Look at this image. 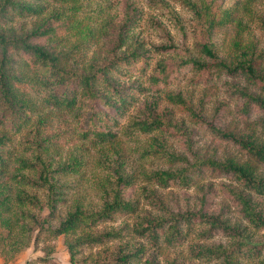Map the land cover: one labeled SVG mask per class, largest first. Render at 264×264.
I'll return each mask as SVG.
<instances>
[{"label":"trees","instance_id":"16d2710c","mask_svg":"<svg viewBox=\"0 0 264 264\" xmlns=\"http://www.w3.org/2000/svg\"><path fill=\"white\" fill-rule=\"evenodd\" d=\"M82 1L0 0V223L7 231L5 240L11 234L16 237L7 240L11 245L20 242V234H26L31 223L38 222L32 212L34 208L41 209L43 205L52 213L56 203L63 202L56 197L61 185L55 178L59 174L66 175L68 170H75L78 165L74 160L61 162V165L58 163L59 166L51 162L46 154L49 141L44 129L48 119L62 116L72 119L75 133L60 137L66 138L67 143L78 140L91 147L115 146L125 119L143 92L151 87L154 89L149 90L162 88L172 76L177 77L182 68H189L195 74V81L199 82L207 83L222 75L243 80L245 85L229 83V88L240 98L239 110L245 117L251 109H257L260 114L257 123L264 128V69L253 59L256 49L254 42L235 40L233 50L237 54L228 62L210 46L207 38H198L196 46L201 56L199 58L185 47H176L167 37L168 44L157 47V50H176L182 59L160 60L157 69L148 77L150 86L142 88L122 80L131 76L143 77L151 67V58L144 48L135 46L128 52H122L125 34L121 28L127 26L128 21H123L118 29L103 35L105 53L101 59L91 58L86 65L79 67L72 55L67 53L63 38L56 35L57 25L54 24L64 17L53 10L44 14L49 4L73 3L74 16L81 8L79 3ZM182 1L196 16L200 29L206 32L231 23L240 10L236 6L224 8L222 0H200L199 5L193 0ZM161 5L173 17L167 4ZM26 16L38 18L29 32L16 35L4 30L16 17ZM73 22L75 27L80 26L77 21ZM88 28L89 34H95L97 29ZM65 30L68 31V26ZM80 31H85L84 27H80ZM165 97L181 106L190 116L206 122L215 134L238 145L249 157L264 164L263 142L252 135L238 136L217 127L214 119L207 122L180 92L167 93ZM140 113L141 116L136 115L130 125L139 132L153 133L147 151L152 149L151 153L157 156L162 153L174 162L166 169L140 171L143 180L168 188L170 185H193L204 172L233 178L241 188L228 186L226 192L242 218L254 228L264 226V209L254 199V195L264 196V176H259L248 163L199 156L192 151L187 136L186 150L191 159L168 151L160 133L184 136L181 126L172 122L171 116L156 114L150 105H145ZM18 134H23L24 152L14 153V137ZM25 170L32 171L34 178ZM110 175L99 205L85 208L76 202L57 225L44 227L50 236L77 233L66 241L72 264L79 261L78 255L84 246H101L129 233L153 248L161 245L178 247L188 238L194 239V257L203 261L216 259L215 264H240L242 258L258 259V264H264L262 247L242 241L240 230L230 224L224 209L212 207L215 190L211 184L200 185L194 208L183 210L166 207L158 201L156 191L152 189L149 198L158 206L160 214H138L133 175L120 172L116 165H113ZM11 179L19 185L15 194L10 192ZM27 187H34L36 191L43 189V202L36 192L29 191ZM142 189L146 192L145 187ZM125 214L136 216L132 226L124 224L96 229L99 224L111 221L115 215ZM217 234L230 236L235 242L230 246L202 242ZM122 247L115 251L113 259L98 260L94 264H155L154 255L145 259L141 257L144 244L131 250H126L127 246ZM172 260L170 263L176 264Z\"/></svg>","mask_w":264,"mask_h":264},{"label":"rangeland","instance_id":"374dc122","mask_svg":"<svg viewBox=\"0 0 264 264\" xmlns=\"http://www.w3.org/2000/svg\"><path fill=\"white\" fill-rule=\"evenodd\" d=\"M198 5L200 0H193ZM219 2V1H218ZM166 3L172 12L171 17L161 5ZM81 8L72 15L73 3L49 4L44 15L52 10L64 17L54 24L56 35L63 38V45L67 53L72 55L79 67L87 64L91 58H102L105 46L102 42L103 35L118 29L123 21H128L124 28L125 44L122 52L130 51L137 46L144 48L145 53L151 58V67L143 77L131 76L122 78L139 87L150 86L148 77L157 69L160 60H181L182 56L176 50L158 51L157 47L167 45V37H170L176 47H185L195 57L201 58L196 46L198 38H207L210 46L226 61L234 59L235 50L233 42H254L256 45L253 59L255 63L264 69V0H222L224 8L236 6L238 15L231 23L214 27L210 32L200 29V23L196 16L188 9L182 0H83ZM99 7L102 9L98 10ZM68 16V17H66ZM37 17H16L4 27L5 31L17 34L29 32ZM73 21L80 26L75 27ZM177 21V22H176ZM239 21V23H238ZM110 23V24H108ZM61 26H60V25ZM68 26V31L65 30ZM84 27L85 31H80ZM88 27L97 29L95 34H89ZM54 41V40H53ZM229 83L245 85L239 78H231L222 75L213 78L207 83L195 81V74L189 68H182L177 77L167 82L162 88L145 90L138 103L130 110L123 123L118 141L114 145L91 147L86 142L76 141L67 143L62 135L75 133L72 119L67 116L48 119L44 125L48 137L49 146L46 154L55 166L62 162L74 160L77 162L75 170H68L66 175L59 174L55 179L59 181L61 188L57 189V198L63 202L56 203L54 211L50 213L47 207L34 208L32 212L37 216V221L31 223L26 234H20L19 241L15 245L9 244L8 239H14L11 234L5 240L7 231L0 223V264H72L67 249L66 241L77 234L50 236L44 228L48 224L55 226L74 203H79L85 208L100 204L101 196L105 194L103 188L108 187L107 177H111L113 165L118 166L120 172L132 174L134 177V197L138 200V214H160L158 206L149 198V192L155 190V197L172 210L193 207L196 203L198 188L200 185H212L215 194L212 198V207L223 208L225 217L230 224L240 230L241 240L260 245L264 256V226L254 228L242 218L238 208L233 204L227 194V187L241 188L233 180L222 175H213L204 172L202 178H197L196 183L188 187L170 185L162 188L148 183L140 175L142 170L166 169L170 163L164 154H152L150 149V136L153 133H142L130 124L136 115H140L145 105H150L156 114L171 116L172 122L181 126L184 136L173 133H160L164 146L170 152L188 156L185 137L189 139L192 151L201 157L217 160L231 159L239 163H248L259 176H264V164L255 161L244 153L238 145L221 138L211 130V127L198 118L190 116L181 106L166 99L165 94L180 92L190 101L193 108L200 112L207 122L212 121L217 127L234 132L238 136L252 135L264 143V128L257 123L260 114L256 108L251 109L247 117L239 110L240 98L229 88ZM140 113V114H139ZM23 134L14 138V153L24 152L25 144L22 143ZM191 159V157L188 156ZM59 163V164H58ZM61 165V164H60ZM11 165L9 166V168ZM26 171V170H25ZM33 178L32 171H26ZM110 179V178H109ZM10 192L16 193L19 185L14 179L9 180ZM143 187L146 188L142 189ZM34 191L43 202V189L29 188ZM253 195V194H252ZM264 209V196L254 195ZM136 216L131 214L115 215L111 221L101 223L97 230L103 228H115L127 224L132 226ZM43 220V221H42ZM16 238V237H15ZM18 238V236H17ZM28 244H27V243ZM207 245L230 246L235 239L224 234H217L211 239L202 241ZM144 247L142 258L154 255L155 264H171L174 259L176 264H215L217 260L203 261L194 257L195 240L188 238L178 247L161 245L158 248L150 247L142 239L129 233L121 239L109 241L101 246H84L79 261L75 264H94L98 260H111L115 251L119 248L131 250ZM240 264H258V259L242 258Z\"/></svg>","mask_w":264,"mask_h":264}]
</instances>
